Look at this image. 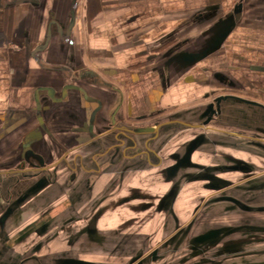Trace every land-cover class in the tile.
Wrapping results in <instances>:
<instances>
[{
    "label": "crops",
    "instance_id": "1",
    "mask_svg": "<svg viewBox=\"0 0 264 264\" xmlns=\"http://www.w3.org/2000/svg\"><path fill=\"white\" fill-rule=\"evenodd\" d=\"M262 178L264 0H0V264H147Z\"/></svg>",
    "mask_w": 264,
    "mask_h": 264
},
{
    "label": "rangeland",
    "instance_id": "2",
    "mask_svg": "<svg viewBox=\"0 0 264 264\" xmlns=\"http://www.w3.org/2000/svg\"><path fill=\"white\" fill-rule=\"evenodd\" d=\"M209 170V169H208ZM210 171V170H209ZM178 183V182H176ZM254 184H257L259 186V189L264 187V178L259 180L258 182H252ZM253 184L248 183L246 185H242L241 188L238 189L239 193L234 194V197L241 202H247L248 200L245 197L246 194L249 193L248 190H250V187ZM226 188L227 193H231L233 190L227 184L221 185ZM227 186V187H226ZM185 193L189 190V187H184ZM199 188V187H198ZM181 189V185L176 184L174 187H172L170 190L174 191L175 194H179ZM170 190L163 191V194L159 196L157 199V207L158 208H165L167 195L169 197ZM178 190V191H177ZM235 190V189H234ZM177 191V193H176ZM248 191V192H247ZM206 191L201 190V188L196 189L197 195L206 194ZM212 197L206 199L205 202H202L196 209L198 211L197 216L194 218L187 219L185 222L176 223V231L172 235V237L166 241V243L163 244V250L169 251V254L165 257H149L145 262L147 264H264V232H261V229L264 228V226H246L252 224V222L255 223L254 220H258L256 224H263L264 225V201L263 202H257L252 205H248L249 208H241L242 211L239 212L240 215L233 216L230 213L227 214H221L220 208L216 207L215 205L211 204L216 202V200L220 197L219 194L213 193ZM258 198H261V195H263V192H260ZM176 196V195H175ZM216 197V198H215ZM221 198H225L221 197ZM228 199V198H226ZM239 201V202H240ZM155 202V204H156ZM208 204L212 205V211L215 212L212 213V215H202V210H205L204 207ZM226 205H230L229 203L225 202ZM112 205L115 208V211L112 216V221L115 219V221H118V214L120 212L118 211V208L122 206L121 200H117V196L114 197V202ZM147 206H151V203L148 202ZM204 206V207H202ZM181 207V206H179ZM106 209V208H105ZM103 211V214H107V216L110 214L107 212V210ZM228 209V208H227ZM138 214V213H137ZM251 214L253 216H257V218H251ZM121 215V214H120ZM114 217V218H113ZM122 224H125L126 219L122 220ZM143 222V221H142ZM119 223V222H117ZM173 226V223H171ZM179 224L185 227H180ZM194 226L197 230L201 231L203 227L205 228H214V227H225L227 226V229H233L234 231L226 233L223 236V239L228 238L231 242L223 243L219 249H216L214 244L217 243V240L220 238L219 235L216 233H199L193 235L191 232L194 228ZM142 227V226H140ZM134 228H137L135 226ZM144 228V226H143ZM258 230V231H257ZM258 232V233H257ZM235 233H238L242 235V238L238 236L237 238L234 236ZM164 250V251H165ZM224 253L223 255H220ZM220 255V256H216ZM142 257L139 256V253L132 256L125 257V262L120 261L117 259L115 261V264H137L138 262H141L140 260ZM144 263V262H143ZM107 264V263H106Z\"/></svg>",
    "mask_w": 264,
    "mask_h": 264
},
{
    "label": "flooded vegetation",
    "instance_id": "3",
    "mask_svg": "<svg viewBox=\"0 0 264 264\" xmlns=\"http://www.w3.org/2000/svg\"><path fill=\"white\" fill-rule=\"evenodd\" d=\"M135 150V152H138L137 150H139L138 148L137 149H134ZM132 153H134V152H132ZM239 168H241V167H239ZM219 198L216 200V201H224V202H227V203H233V204H235L236 206H238L239 208L241 207V208H249V206L248 205H251L250 203H248L247 204V202H241L240 200H238V199H236L234 196H232L230 193H227V192H225V193H220L219 194ZM225 196V198H221V197H224ZM247 199L249 198V196H245ZM216 198V197H215ZM226 198H228V199H226ZM240 201V202H239ZM240 208V209H241Z\"/></svg>",
    "mask_w": 264,
    "mask_h": 264
},
{
    "label": "water",
    "instance_id": "4",
    "mask_svg": "<svg viewBox=\"0 0 264 264\" xmlns=\"http://www.w3.org/2000/svg\"><path fill=\"white\" fill-rule=\"evenodd\" d=\"M183 125H187L186 123H181ZM159 125L158 126H155V127H144V128H140V129H137L136 132H149V133H157L158 129H159Z\"/></svg>",
    "mask_w": 264,
    "mask_h": 264
},
{
    "label": "built area",
    "instance_id": "5",
    "mask_svg": "<svg viewBox=\"0 0 264 264\" xmlns=\"http://www.w3.org/2000/svg\"><path fill=\"white\" fill-rule=\"evenodd\" d=\"M77 8V1H73L71 4H70V9L72 10V11H74L75 9ZM65 40L66 41H69V37H65Z\"/></svg>",
    "mask_w": 264,
    "mask_h": 264
}]
</instances>
